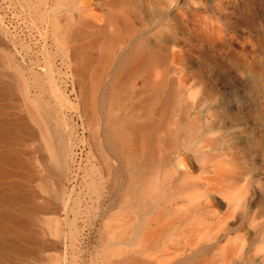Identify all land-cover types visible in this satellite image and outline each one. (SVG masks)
<instances>
[{"label": "bare ground", "instance_id": "1", "mask_svg": "<svg viewBox=\"0 0 264 264\" xmlns=\"http://www.w3.org/2000/svg\"><path fill=\"white\" fill-rule=\"evenodd\" d=\"M221 2L38 0L75 92L74 104L58 100L44 114L0 39L10 70L0 97L15 84L36 128L6 132L0 120V142L40 138L50 166L39 188L52 197L38 202L30 157L0 151V264H60L58 216L42 215L58 213L64 195L69 224L78 216L64 177L68 109L94 149L87 184L102 225L99 264H264V65L253 47L264 27L249 50L230 49L241 22L227 20Z\"/></svg>", "mask_w": 264, "mask_h": 264}, {"label": "rangeland", "instance_id": "2", "mask_svg": "<svg viewBox=\"0 0 264 264\" xmlns=\"http://www.w3.org/2000/svg\"><path fill=\"white\" fill-rule=\"evenodd\" d=\"M37 1L0 0V39L7 42L24 71L30 103L40 104L38 110L44 114L46 109L56 104L58 100L64 102L63 105L66 108L74 104L75 92L73 91L71 79L62 74L64 69L60 67L56 56V48L48 38V30L45 24L47 19L42 20L40 18L41 6L37 4ZM220 1H222L221 4L223 3V8L228 15L229 19L227 18V20H236L237 22L240 20L239 23L243 22V24H239L238 30L234 33V39L229 38L227 40L229 48L236 52L241 51L242 47L249 50L251 47L248 40L249 36L255 35V37H258L260 34V37L263 36L261 26L264 27V7L262 8L264 0ZM95 22L101 25L103 20H95ZM246 25L247 27H244ZM251 25L252 29L250 30ZM256 39L258 40L253 47L258 67H260L264 65V37ZM126 49L125 47L124 50ZM46 68L52 70L53 82L51 83L45 74ZM2 70L5 75L3 76L0 73V89L6 85V82L10 81L6 75L10 70L4 67L0 61V71ZM35 80H39L42 93L38 91ZM134 84L135 88L140 89L141 84L138 78L134 79ZM256 97L258 99V109L264 115V102L261 101V94L258 93ZM27 105L28 103H25L15 84L12 86L10 96L0 97V120L7 123L3 127L4 131L9 132L13 128H21L22 125L35 128L28 115ZM68 112L69 118L71 117L72 120H68L63 127L69 131L72 148L71 153H68V166L65 169L64 177L68 190L70 191L73 187L78 194V216L70 225L69 222L72 221L70 220L72 216L70 214L71 218L66 219L62 208V203L66 199L64 195L57 200L58 213L50 212L42 216H58L60 231L57 242L60 264H99L102 225L98 217L99 208L96 207L97 205L94 202L95 195L91 193L87 184L93 178L89 160L91 159L90 153H93L94 149L89 132L84 129L81 119L71 110L68 109ZM155 116L156 114H154ZM0 151L9 153L19 151L23 157H30L36 171L35 179L30 183V186L38 192V202L46 199L52 201L51 194L39 188V183L46 178L47 169L50 166L48 154L40 142V138L36 140L23 138L14 144L0 142ZM257 167L264 169V160H259ZM76 220L77 222H75ZM71 232L73 233L71 234ZM51 252L46 251L44 254Z\"/></svg>", "mask_w": 264, "mask_h": 264}]
</instances>
